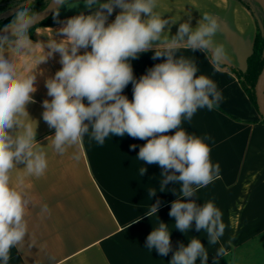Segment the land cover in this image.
I'll return each instance as SVG.
<instances>
[{"label":"crops","instance_id":"0c3cea01","mask_svg":"<svg viewBox=\"0 0 264 264\" xmlns=\"http://www.w3.org/2000/svg\"><path fill=\"white\" fill-rule=\"evenodd\" d=\"M69 2L77 10L59 14L61 4L55 11L56 23L37 26L30 50L13 57L20 75H36L35 102L27 105L31 118L22 119L37 126L39 144L35 148L46 153L48 167L41 177L28 176L23 164L11 173L12 185L26 193L30 204L25 215L27 235L11 249L8 264H170L179 245L187 246L192 237L199 238L206 247L207 264H264V120L238 78L212 60L245 69L254 47L256 15L240 0H157L155 9L169 21L164 33L169 40L180 23L190 20L195 27L205 15L213 17L218 24L213 48L223 46L225 50L219 60L212 49L197 50L185 43L176 52L178 57L194 61L197 75L211 78L222 94L218 107L199 109L190 122L182 123L189 134L212 138L206 141L210 159L219 165L218 177L212 183L199 189L195 197L183 198L194 199L198 205L211 201L222 212L224 233L219 243L210 245L206 233L195 229V222L186 234L174 227L175 219L169 212L172 202L181 198L180 185L170 182L166 191H159L163 169L156 164L143 165L137 159L146 140L110 136L101 146L85 136L81 144L68 147L63 155L54 151L50 137L55 129L43 120V101L52 99L47 95L46 80L62 65L59 53L46 62L39 61L49 51L47 43L62 38L58 30L67 19L106 12L100 5L107 0H96L91 8L85 6V0ZM120 11L114 6L107 21L112 22ZM153 55L154 50H150L131 61L137 80L162 62ZM123 95L132 100V83ZM142 166L147 171L140 176ZM149 190H156V195L150 197ZM157 200V216L147 217L145 212ZM159 220L171 230L172 252L167 256L145 247L147 236L158 227ZM220 247L225 254L217 257ZM196 264H200L199 259Z\"/></svg>","mask_w":264,"mask_h":264},{"label":"clouds","instance_id":"9594fccd","mask_svg":"<svg viewBox=\"0 0 264 264\" xmlns=\"http://www.w3.org/2000/svg\"><path fill=\"white\" fill-rule=\"evenodd\" d=\"M95 3L85 0L88 8ZM114 6L121 11L109 23L107 17ZM100 7L106 12L67 19L58 30L62 38L49 41V51L39 61L46 62L59 53L62 65L45 82L52 99L43 101L42 117L55 129L50 137L52 147L63 155L68 147L81 144L85 136L101 146L110 136L146 140L137 159L143 165L156 164L163 169L159 191H166L170 182L180 185L181 198L172 202L169 212L175 219L174 227L186 234L195 222V229L206 233L208 244H217L225 230L220 209L211 201L198 205L194 199H183L195 197L218 177L219 165L212 163L206 143L212 138L189 134L182 123L190 122L199 109L218 107L222 94L211 78L197 75L194 61L178 57L176 52L185 43L197 50L212 49L215 59L223 58V46L213 48L218 24L207 15L195 27L189 20L180 23L169 40L164 38L169 21L155 12L157 0H107ZM33 22V16L21 7L0 35V264H8L11 249L20 245L28 232L25 215L30 199L12 185L11 173L23 164L28 176L41 177L48 167L46 153L35 148L39 144L37 126L22 119L31 118L27 105L35 102L36 75H20L13 59L30 50L28 29ZM150 50H154L153 59L162 62L137 80L131 61ZM129 83L133 85L132 100L123 95ZM146 171L142 166L140 176ZM156 192L149 190L148 195L153 197ZM159 205V200L151 204L145 215L157 216ZM145 247L161 256L172 252L171 230L166 223L160 221L153 228ZM224 254L223 247L217 249V257ZM198 259L207 264L208 252L199 238L192 237L187 246L179 245L170 264H196Z\"/></svg>","mask_w":264,"mask_h":264},{"label":"trees","instance_id":"16d2710c","mask_svg":"<svg viewBox=\"0 0 264 264\" xmlns=\"http://www.w3.org/2000/svg\"><path fill=\"white\" fill-rule=\"evenodd\" d=\"M21 1L25 3L27 2L30 4L29 13L32 15L42 10L51 0H21ZM240 1L244 3V5H246V7H248L256 15V12L254 11V8H252L249 0H240ZM11 20L12 18H9L8 23H10ZM55 23H56V17H55V14L53 13L47 18H45L43 21H41L39 24H37L36 26L30 27L28 29V34L30 38H34L33 32L37 26H48V25H53ZM208 53L211 56L209 51ZM212 60L218 66L231 71L238 78L242 88L247 93L252 103L257 107L256 95H255V85H256L258 76L264 67V18H263L262 27L260 26V23L258 20L253 51L247 58L245 69H240V68H237L231 65L219 63L213 58Z\"/></svg>","mask_w":264,"mask_h":264},{"label":"rangeland","instance_id":"374dc122","mask_svg":"<svg viewBox=\"0 0 264 264\" xmlns=\"http://www.w3.org/2000/svg\"><path fill=\"white\" fill-rule=\"evenodd\" d=\"M251 3L252 8H254V11L256 12V16L257 19L259 20L260 26H263V18H264V8L263 5L259 2H257V0H249ZM71 2L69 3H65L62 5V7L59 9V14L60 12H64V11H70V10H77L74 7H69V5ZM68 4V5H67ZM21 7H24L28 10V12L30 11V4L29 3H25L21 0H0V27H3L5 25H8V19L9 18H14V16L16 15V13L21 9ZM55 17H58V13H54ZM33 15V14H32ZM254 105V104H253ZM256 111L257 107L254 105ZM261 116V115H259ZM249 261H243V262H238V264H247ZM253 263V262H251Z\"/></svg>","mask_w":264,"mask_h":264},{"label":"water","instance_id":"95a60500","mask_svg":"<svg viewBox=\"0 0 264 264\" xmlns=\"http://www.w3.org/2000/svg\"><path fill=\"white\" fill-rule=\"evenodd\" d=\"M60 5L61 3H58L57 0H51L42 10L32 15L34 18V22L32 23L31 27L36 26L45 18L53 14ZM3 28L4 26L0 27V35L5 34L2 31ZM8 35H10V33H8ZM255 95H256L257 110L264 119V67L256 81Z\"/></svg>","mask_w":264,"mask_h":264},{"label":"bare ground","instance_id":"6f19581e","mask_svg":"<svg viewBox=\"0 0 264 264\" xmlns=\"http://www.w3.org/2000/svg\"><path fill=\"white\" fill-rule=\"evenodd\" d=\"M262 5H263V8H264V0H258Z\"/></svg>","mask_w":264,"mask_h":264}]
</instances>
